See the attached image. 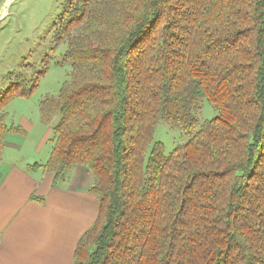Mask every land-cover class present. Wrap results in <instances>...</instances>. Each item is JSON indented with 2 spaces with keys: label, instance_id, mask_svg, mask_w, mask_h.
Returning <instances> with one entry per match:
<instances>
[{
  "label": "trees",
  "instance_id": "1",
  "mask_svg": "<svg viewBox=\"0 0 264 264\" xmlns=\"http://www.w3.org/2000/svg\"><path fill=\"white\" fill-rule=\"evenodd\" d=\"M61 3L72 70L41 103L58 120L30 168L54 185L78 165L93 174L99 210L74 264H264V0ZM39 78L0 92V157L24 131L5 105ZM204 99L217 114L200 121ZM161 120L189 136L169 153Z\"/></svg>",
  "mask_w": 264,
  "mask_h": 264
},
{
  "label": "rangeland",
  "instance_id": "2",
  "mask_svg": "<svg viewBox=\"0 0 264 264\" xmlns=\"http://www.w3.org/2000/svg\"><path fill=\"white\" fill-rule=\"evenodd\" d=\"M61 11V0H13L0 20V92L8 90L12 82L19 79L27 80L22 82L25 87L30 86L32 78L40 77L30 94L15 95L4 108L8 113V125H21L24 128V131L9 133L7 137L23 144L16 157V165L45 163L52 150V129L58 117L46 123L40 107L46 96L59 93L72 70L71 62L65 56L67 44L56 38V21ZM216 114L213 105L204 99L197 117L204 121ZM154 138L161 141L165 152L169 153L187 141L189 136L161 120ZM14 156L11 154L5 159ZM7 168L3 165L1 170ZM75 168L63 173L59 179L60 185L68 182Z\"/></svg>",
  "mask_w": 264,
  "mask_h": 264
},
{
  "label": "crops",
  "instance_id": "3",
  "mask_svg": "<svg viewBox=\"0 0 264 264\" xmlns=\"http://www.w3.org/2000/svg\"><path fill=\"white\" fill-rule=\"evenodd\" d=\"M22 148L6 138L0 157V264H74L78 240L99 210L92 172L78 165L68 182L54 185L53 174L15 164Z\"/></svg>",
  "mask_w": 264,
  "mask_h": 264
},
{
  "label": "built area",
  "instance_id": "4",
  "mask_svg": "<svg viewBox=\"0 0 264 264\" xmlns=\"http://www.w3.org/2000/svg\"><path fill=\"white\" fill-rule=\"evenodd\" d=\"M13 0H0V20L4 17L5 11Z\"/></svg>",
  "mask_w": 264,
  "mask_h": 264
}]
</instances>
